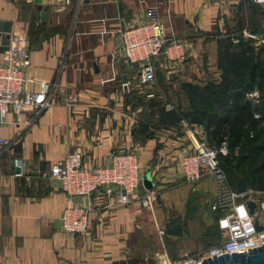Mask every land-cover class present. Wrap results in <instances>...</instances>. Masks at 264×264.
I'll use <instances>...</instances> for the list:
<instances>
[{
    "label": "crops",
    "instance_id": "obj_1",
    "mask_svg": "<svg viewBox=\"0 0 264 264\" xmlns=\"http://www.w3.org/2000/svg\"><path fill=\"white\" fill-rule=\"evenodd\" d=\"M40 5L46 9L45 20L30 0H0V58L12 34H25L29 75L33 80L51 82L57 77L58 81L51 107L35 121L25 124L32 114L24 109L19 114L9 112L0 125V138L13 142L0 153V264L61 260L165 264L164 255L173 259L178 252L172 248L167 256L164 243L179 237H159L158 229L180 224L172 221L184 217L187 199L195 205L190 211H202V204L212 198V178L204 175L194 184L183 181L177 163L184 150L191 149L188 128L181 122L163 124L156 115L143 117L140 107L130 108L124 96L139 92V86L131 79L129 67L117 56L111 60L110 55L118 48L122 24L132 17L144 18L147 8L154 6L165 39H184L191 46L181 61H165L156 71L162 76L175 72L179 82L214 79L216 44L209 34L217 22L218 3L41 0ZM222 6L224 21L241 16L232 3L223 1ZM28 89L33 91L34 86ZM68 94H75L78 103L64 107ZM140 124L145 125L142 131L135 128ZM194 130L202 137L200 127ZM128 148L136 150L142 175L149 172L154 182L157 198L151 210L141 207L138 200L120 207H92L86 233H62L60 211L71 202L85 206L89 200L74 197L69 202L59 182L48 178L51 162L76 152L83 167H98L108 162L111 153ZM257 210V222L264 226V214ZM155 235L160 249L152 254L155 261L148 262L135 250L139 241L148 244Z\"/></svg>",
    "mask_w": 264,
    "mask_h": 264
},
{
    "label": "built area",
    "instance_id": "obj_2",
    "mask_svg": "<svg viewBox=\"0 0 264 264\" xmlns=\"http://www.w3.org/2000/svg\"><path fill=\"white\" fill-rule=\"evenodd\" d=\"M79 1V0H77ZM215 1L217 5V23L223 21V1ZM245 1V0H242ZM252 4L264 9V0H248ZM155 7H149L145 11L144 18L132 17L124 22L118 33V48L110 55L111 60L115 56L129 67L131 79L137 86L149 90L154 82L156 66L162 67L163 62L181 61L184 51H190V44L184 39H165L164 29L154 13ZM218 37H230L232 43L239 38H252L254 46L259 47L262 39H256L255 35L241 32L237 35H225L219 29ZM0 58V125L6 120L7 114L12 112L19 114L22 110H29L31 119L25 122L29 125L41 112L52 105L53 95L58 86L57 77L51 82L33 80L28 73L29 47L25 34L14 33L3 49ZM166 78V72L164 74ZM34 90L30 91L29 86ZM147 94V98L151 97ZM248 97L257 100L258 93L251 91ZM78 103L75 94H68L63 101V106ZM170 108L169 105H167ZM187 134L190 150H184L180 155L177 167L180 176L187 184L198 182L202 176L212 178V198L208 208L216 214L217 242L203 251L192 254H180L175 258H166L165 264H200L203 259L219 257L222 254L246 253L253 248L264 244V226L261 231H256L253 216H249L245 201L253 200L255 214L257 210L256 200L247 195L237 194L235 188H231L226 174L218 166L217 153L225 154L222 145L217 149L209 147L202 138L196 136L194 128L187 126ZM12 140L0 138V153L10 149ZM106 164L98 167H83L79 162L78 153H69L61 159L51 162L48 178L57 180L60 190L69 202L74 197L88 198L89 204L82 206L69 203L60 212L58 218L59 230L67 235L83 234L88 229V217L93 208L120 207L138 200L141 207L151 210L156 201L155 188L143 190L141 186L140 160L134 148L111 153ZM257 219V218H256ZM258 223V222H257ZM260 224V223H259ZM164 228H159L157 235L164 236ZM56 264H76L75 262L61 260Z\"/></svg>",
    "mask_w": 264,
    "mask_h": 264
},
{
    "label": "trees",
    "instance_id": "obj_3",
    "mask_svg": "<svg viewBox=\"0 0 264 264\" xmlns=\"http://www.w3.org/2000/svg\"><path fill=\"white\" fill-rule=\"evenodd\" d=\"M247 10L252 20L250 33L264 34V25H260L264 9L249 2ZM214 41L216 78L179 82L156 71L148 93L141 97L136 90L128 92L125 103L130 108L142 107L166 125L184 121L190 128L200 127L209 147H225L226 153H217L216 158L231 188L240 178L247 190L264 193V51L243 38L232 43L230 37L215 36ZM172 83H177L176 94L171 93ZM251 91L258 93L256 101L248 97ZM149 93L152 96L147 98ZM144 126L135 128L142 131Z\"/></svg>",
    "mask_w": 264,
    "mask_h": 264
},
{
    "label": "rangeland",
    "instance_id": "obj_4",
    "mask_svg": "<svg viewBox=\"0 0 264 264\" xmlns=\"http://www.w3.org/2000/svg\"><path fill=\"white\" fill-rule=\"evenodd\" d=\"M222 1H228L229 4L232 3L233 10L235 9L239 15V19L237 21L234 20L233 16L232 18L226 22L222 21L221 23L217 22L214 24V28L212 29L211 33L209 34L210 38L212 39L215 37V35L218 33L219 29L223 30L224 33H228L229 35H237L241 32L250 33V23L252 20L250 19L248 4L249 2L242 1V0H222ZM239 23V31H237V23ZM258 24V23H257ZM261 25V23H260ZM259 26V24H258ZM259 29H261V26H259ZM254 35V34H252ZM262 35H255L256 39H262ZM157 78V76H156ZM139 94L141 97L144 96V94L148 93L144 87L140 86L138 88ZM172 94H176L177 92V86H172ZM140 112L143 117L149 118V112L142 107H140ZM139 117L142 116L139 114ZM138 117V118H139ZM250 197L254 198L256 200L257 205L259 208L262 205L263 207L257 210V212H262L264 214V193H251ZM193 204V205H192ZM186 211L184 213V217L179 219H175L174 221H178L183 227L182 235L179 238H175L173 241L171 238V241L168 242V240L164 243L165 245V251L167 256L169 255L172 248L174 250L176 249V256L180 254H192V252L196 253L198 251H203V249L215 244L217 242V232L214 224V215L209 210L208 204H202L201 208L202 211L194 212L190 211L191 207H195L194 203H192L191 200L187 199L186 201ZM191 205V206H190ZM256 214L253 216L255 218ZM145 239V238H144ZM150 242L148 244H144L145 242L139 241V245L137 246L136 251H139V254L142 257H145L148 262L155 261L152 260V254L160 249V245L158 242V237L155 235V237H149Z\"/></svg>",
    "mask_w": 264,
    "mask_h": 264
},
{
    "label": "water",
    "instance_id": "obj_5",
    "mask_svg": "<svg viewBox=\"0 0 264 264\" xmlns=\"http://www.w3.org/2000/svg\"><path fill=\"white\" fill-rule=\"evenodd\" d=\"M30 1L35 3V9L38 11L40 19L45 20L46 9L41 7L40 5L41 0H30ZM84 1L86 2L87 0ZM49 10H52V8H50ZM247 41L252 42V38L248 37ZM259 48L264 51V41H262ZM166 78L170 80L177 77L175 72H168L166 74ZM120 79L125 87V82H126L125 76L121 75ZM141 177H142L141 186L143 190H150L154 187V182L152 181L149 172L144 173ZM234 188L237 194L240 195L248 194V190L245 188V185L240 178L236 179ZM245 207H247L249 216L255 215L256 206L252 199L245 201ZM253 223L256 231H261L263 229L262 225L257 223L256 216L255 218L253 217ZM164 230L166 236L180 237L182 235L183 227L180 224H174L170 227L166 226ZM200 264H264V244H262L260 247L253 248L252 250H249L244 254L243 253H236L230 255L222 254L219 257H214L211 259L210 258L203 259V261Z\"/></svg>",
    "mask_w": 264,
    "mask_h": 264
}]
</instances>
